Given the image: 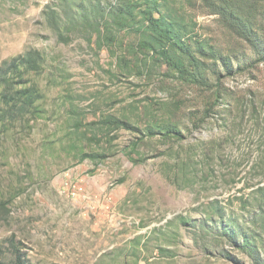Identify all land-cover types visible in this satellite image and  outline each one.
I'll return each mask as SVG.
<instances>
[{"label": "rangeland", "instance_id": "rangeland-1", "mask_svg": "<svg viewBox=\"0 0 264 264\" xmlns=\"http://www.w3.org/2000/svg\"><path fill=\"white\" fill-rule=\"evenodd\" d=\"M120 2L0 0V64L45 59L12 85L35 106L13 110L0 90V259L264 264V63L200 2L170 0L162 15L206 53L209 81L187 82L138 30L112 20L108 37L100 24ZM95 8L101 23L79 21ZM167 125L181 136L152 134Z\"/></svg>", "mask_w": 264, "mask_h": 264}, {"label": "trees", "instance_id": "trees-1", "mask_svg": "<svg viewBox=\"0 0 264 264\" xmlns=\"http://www.w3.org/2000/svg\"><path fill=\"white\" fill-rule=\"evenodd\" d=\"M200 2L211 14L218 17L219 22L230 34L240 42L247 45L255 57L256 64L264 63V0H192ZM120 6L110 9L109 19L106 27L100 22V16L105 17L106 11L95 8V12L81 10L78 12L79 21L90 23L94 18L97 23H101L103 30L108 37L115 33L112 31V20L120 25L122 29L138 30L141 33L142 49L158 54L167 64H169L180 75L182 79L190 83L200 85L206 84L209 77L204 74L206 65L201 63L197 54L205 56L202 47L194 50L190 44L184 40L185 29L181 22L171 19L168 15H162V9L169 8L170 0H142L136 4L130 0H121ZM113 9V10H112ZM139 17L141 20L139 21ZM78 21V22H79ZM215 59H221L229 74L234 75V65L229 59L221 55H212ZM44 56L40 52H29L25 55L4 61L0 64V90L3 89V98L6 105L13 110L20 102H25L27 106H35V96L33 92L28 94L26 90L13 93L12 85L15 78L21 75L22 69L29 71H40ZM243 61L238 62V68ZM221 81V80H220ZM1 94V93H0ZM23 96V99L20 97ZM4 115V114H3ZM1 117V116H0ZM109 125L117 128L133 129L127 123L119 120H108ZM166 137L181 136V132L176 126L167 125L158 129L157 133ZM131 156V155H129ZM133 162L138 163V160ZM239 247L247 252L254 259L255 263H260L255 244L249 237L238 242ZM0 264H7L0 259ZM17 264H22L20 257Z\"/></svg>", "mask_w": 264, "mask_h": 264}]
</instances>
